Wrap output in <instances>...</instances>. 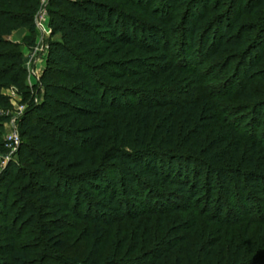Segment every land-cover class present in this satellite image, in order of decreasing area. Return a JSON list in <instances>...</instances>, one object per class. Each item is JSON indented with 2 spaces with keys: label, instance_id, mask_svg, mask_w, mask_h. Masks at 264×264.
Segmentation results:
<instances>
[{
  "label": "trees",
  "instance_id": "obj_1",
  "mask_svg": "<svg viewBox=\"0 0 264 264\" xmlns=\"http://www.w3.org/2000/svg\"><path fill=\"white\" fill-rule=\"evenodd\" d=\"M49 6L58 39L48 43L41 101L29 96L28 142L0 175V264H264V214L249 209L264 196V145L244 139L235 119H220L210 97L170 94L200 83L183 66L200 57L259 75L264 0ZM41 8L40 0H0V156L12 108L2 90L30 95L23 45L10 37L36 35ZM251 84L235 95L256 102L260 126L264 101Z\"/></svg>",
  "mask_w": 264,
  "mask_h": 264
},
{
  "label": "rangeland",
  "instance_id": "obj_2",
  "mask_svg": "<svg viewBox=\"0 0 264 264\" xmlns=\"http://www.w3.org/2000/svg\"><path fill=\"white\" fill-rule=\"evenodd\" d=\"M187 4V2H182L181 4L180 11L178 13L179 15L177 16V23L179 24L183 19L184 13L186 12ZM158 5L159 3H157L153 7L156 8L158 7ZM49 7V0H47L45 4V10L47 12H49ZM19 33L20 34L16 35L13 34L16 40L13 39L12 36L10 37V39H13L23 45L22 48L24 52V66L27 71L26 84L30 90V95L27 94L25 90H21L14 86L2 90L3 94L10 99L12 108L7 112L9 121L4 124L1 134L5 151L0 156V175L4 173L11 162H19L20 146L23 142H28L23 137L22 133L23 119L25 117H29V114H27V108L29 105L28 98H30L29 96H34L36 102L41 101V94L37 92L36 88H38L39 80L46 68L48 43L51 40L58 39V37H53L51 34L49 19L46 24H44L43 29L40 30L38 28L36 35L28 36L27 34V36L23 37V32ZM31 41H34V45L32 47L30 46ZM177 46L178 38L172 44L171 50L178 49ZM238 62L239 61H234L231 68L229 69H226V66L229 65L228 59L226 60V57H223L222 59L220 58L215 62H211L210 60L205 61L203 57H200L199 59H196L195 62L191 65L184 64L183 66L186 72H188L189 74L196 73L199 75L200 83L188 80L180 85L181 87L178 88L179 90L177 92L173 91L170 94L172 96V100L174 101L189 100L192 98L203 99L204 97H210V99L216 106L217 114L220 119H235L236 121H238V125L236 128L244 139L255 138L256 141H260L264 145V120L263 124L259 126V123H257L258 121L255 119V113L253 112L254 109L252 107L256 102H253V100H250L246 97H244V99H239V97L235 95V93L238 91H242V93L245 95L247 93L244 91L245 84L248 81H251L253 84H251L250 86L249 93H252V95H254V97L257 99V102H260L262 100L264 101V74H262V71L264 70V63L259 64L258 66V70L261 72L259 75L256 74L254 76H250L251 74L248 75L246 70L242 66L239 68ZM236 67L240 69L238 74L236 73ZM230 81L232 82L230 83ZM222 83H225V85L223 86ZM228 83L230 84L228 85ZM229 93H232L233 96L229 97ZM235 107L237 108L235 110H232V108ZM249 110L253 111L250 112ZM254 121H257L256 124ZM15 136H17L19 139L18 146L10 145L9 143L10 138ZM1 191L2 193H4L6 191V188H2ZM257 198L260 199L259 201L263 202L255 201L253 205L249 206V209L262 210L264 214V196H258ZM13 202L14 199H11V203ZM241 205L243 209L247 208L246 204H244L243 202H241ZM235 209L236 216H239V218H244L242 211H238L237 208ZM253 215L257 217L258 214L255 213ZM196 216L195 214L192 215V217ZM238 228L241 232V235L243 236L245 226L242 224L239 225ZM33 238L34 235L26 233V240H30ZM79 245L80 244L74 246L72 248V251L79 254Z\"/></svg>",
  "mask_w": 264,
  "mask_h": 264
},
{
  "label": "built area",
  "instance_id": "obj_3",
  "mask_svg": "<svg viewBox=\"0 0 264 264\" xmlns=\"http://www.w3.org/2000/svg\"><path fill=\"white\" fill-rule=\"evenodd\" d=\"M41 1V5L42 8L37 16L36 19V23H37V28H39L40 30L43 29L44 24H46V22L49 19V14L48 12L45 10V4L47 2V0H40ZM10 145H19V139L17 136L15 137H11L10 141H9Z\"/></svg>",
  "mask_w": 264,
  "mask_h": 264
},
{
  "label": "crops",
  "instance_id": "obj_4",
  "mask_svg": "<svg viewBox=\"0 0 264 264\" xmlns=\"http://www.w3.org/2000/svg\"><path fill=\"white\" fill-rule=\"evenodd\" d=\"M19 32H23V37L27 36V34H28L26 30H21V31H19ZM19 32H16V33H14V34H15V35H16V34H20ZM12 38L15 39L14 35L12 36ZM18 39H19V38H18ZM15 40H16V39H15Z\"/></svg>",
  "mask_w": 264,
  "mask_h": 264
}]
</instances>
